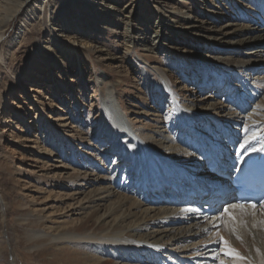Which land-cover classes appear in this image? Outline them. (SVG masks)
I'll return each mask as SVG.
<instances>
[{"label": "rangeland", "instance_id": "obj_1", "mask_svg": "<svg viewBox=\"0 0 264 264\" xmlns=\"http://www.w3.org/2000/svg\"><path fill=\"white\" fill-rule=\"evenodd\" d=\"M261 21L264 0H0V264H122L117 245L126 234L111 240L113 231L104 232L100 223L108 211L121 215L113 205L121 195L134 197L137 179L128 182L129 169H117L122 162L117 147L102 150L112 141L100 135L108 123L102 86L114 83L128 123L152 139H161L159 130L166 135L175 129L177 101L189 111L208 109L209 121L218 117L219 126L206 125L207 120L197 126L196 117L189 116L191 128L181 139L192 140L214 159L217 137L231 154L242 139L226 143L224 132L240 135L262 125L257 118L264 106ZM156 31L160 36L152 39ZM177 58L184 60L183 73ZM31 86L38 91L31 92ZM213 173L207 184L220 181ZM78 176L83 177L79 188ZM95 177L101 181L86 184ZM117 178L115 194L96 206L95 192ZM164 193L156 187L148 197ZM168 202L158 205L183 206ZM137 214L121 221L125 232L139 221ZM181 226L169 224L175 229L153 233L150 242L170 245L178 235L198 232L172 245L177 254L189 256L226 239L222 227L200 232ZM96 235H104L103 242L87 240ZM136 239L132 247L129 243L138 252L126 264H164V256L139 250ZM233 248L245 257L247 247ZM143 254L146 261L137 260Z\"/></svg>", "mask_w": 264, "mask_h": 264}, {"label": "bare ground", "instance_id": "obj_2", "mask_svg": "<svg viewBox=\"0 0 264 264\" xmlns=\"http://www.w3.org/2000/svg\"><path fill=\"white\" fill-rule=\"evenodd\" d=\"M261 23L264 25L262 21ZM263 29L264 28L260 27L257 30L261 31L259 33H263ZM155 33L157 34L152 35V39L156 37L158 38L160 36L158 31ZM259 35L263 36L262 34H258V36ZM260 44L263 45L262 43ZM182 61L184 60H178V63H176V65L180 68L183 67ZM105 72L107 73L106 70ZM181 72L183 73L182 68ZM30 91L37 92L38 89L34 86H31ZM102 92V107L105 116L108 119V123L104 129L105 132H101L100 135L111 137L110 139L112 140L111 145L106 146V148L104 147L102 150L111 152L116 150L115 148L117 147L120 158H122V162L120 165H117V169H129L131 175H127V179L129 180L128 182L134 180L135 176L137 179V190L134 192V197L136 198L120 194L121 196L117 204L113 205L117 210L122 211L121 215L112 216V214H110L108 211L107 213L103 214L101 223L99 222L100 225L103 226L104 232L113 231V235L110 236L111 240H118L117 235H122V233L126 234V236L123 237L125 242L121 241L122 243L117 245V247L120 248L122 252H120L121 255L118 253V258L122 262L124 261L122 264H126L127 261H134L133 251L138 250L137 247L131 248L133 241H135H132L134 238H137L136 240L139 241L137 242L139 250H150L156 257L159 254L164 256V264H221V261H223L224 264H264V205L257 206L255 209H253L251 205L244 206L243 211L239 207L231 208V205L237 203L236 199H234V190L231 185L227 184L226 181L227 176H229L233 171L235 164L242 163L246 157L264 146V122L261 121L264 119V106L260 105L259 109L262 111V113L259 115L257 114V118H259L260 121L258 122L262 124L259 127L256 126L257 129L259 128L258 131L256 129H248L245 132H241L240 135L239 133H236L235 135L232 132V136L229 135V131L224 132L225 136H230V140H228V138L223 135V141L226 143H230L228 141L237 138L240 140L242 139L241 143H239L236 148H232L233 150L231 148L229 149L232 150L231 154L227 153V148L225 149L219 145V142L220 144H222V142L218 141V138L215 137L213 140L217 139L215 142L218 145V149L215 151L217 152V155H215V152L214 155L215 157L218 156L219 158L211 159L207 151H204L198 147L197 144L192 140L185 138L181 139L185 129L188 131V129L191 128L186 119H190L192 116L196 117L195 125H201V123L204 124V121L207 120L206 125L211 124L209 125L211 127L219 126L221 121L218 117L217 119L214 118V120H212L214 123L209 121L210 115L208 109H190L189 111L182 108L178 101L177 105L175 106L173 98L172 103L174 104V109L176 112L174 118L177 121V123L174 125L175 129L172 132L170 131V134L168 133L166 135L165 132L167 130H159L156 132V134L161 139H156V137L152 139V135H148L142 131L137 133V131L133 128L134 126L128 123L124 114V110L120 108L119 97L113 82H109L108 86L103 85ZM180 94L182 95V93ZM180 94L179 96L175 95L174 97L179 100L181 96ZM211 105L210 107H212ZM210 107L209 109H211ZM184 115H186V117ZM58 120H63V118L60 117ZM204 129L206 133L203 131L202 139L204 138L206 140L209 131H206L205 127ZM198 130H189L188 133H190V131L199 133ZM63 133L66 134L65 132ZM209 137L211 138V136ZM245 141H248V143L245 144ZM221 151L222 153L219 154L218 152ZM201 157L203 160H198ZM205 164H207L209 167H204ZM214 166H216V169L214 170L216 172L214 173L218 175L217 177L221 176V178L218 179L220 181L216 184H207V182L211 183L212 178L208 177L209 174L213 173L210 171H212L211 167ZM209 169L210 171H208ZM194 177L196 180H193ZM81 178L83 177L78 176L75 181L76 183L74 182V184L77 185L78 180ZM85 180H90V183H86L90 185H94L95 183L101 181L99 177L92 179L86 178ZM115 183L117 186L118 178L112 183V186H108L106 188L103 187V189L99 190L97 189L98 193L95 192L94 194V196H98V198L96 197L97 199H95L97 201L96 206H103V199L110 196L112 197V194L115 192V190H113ZM77 186V188H79V185ZM156 187L162 189L165 192L164 196H157L156 199L148 197L149 192H151V190L155 189ZM78 192L81 193L80 191ZM194 193H197L196 196H192ZM224 198L227 201L223 205L222 199ZM168 201L172 203L183 202V206L180 208H174L175 206L170 207L167 206V204L158 205L160 203H169ZM199 203L200 205H198ZM226 207L229 208V210L234 214L235 220H232V218L227 214L223 215V220L219 219L224 212V208ZM129 208L132 211H129ZM99 209L100 208H97V210ZM126 210L129 211L127 215L138 213L136 217L139 219V221H135L129 225L130 227H128L125 232L124 224L121 221L127 217L125 213ZM179 211L181 212L178 214L177 212ZM210 215H212V217ZM173 223L175 225L184 224L185 226L181 227L185 228L186 230L200 228V232H207L210 229L222 227L227 235H225V238L230 241L229 243L232 248L236 244H241V246L244 245L247 247L245 250L243 249V255H245L247 258L242 255L240 256L244 257V259L224 255V245L217 240H214V242H211L210 245L199 249L198 251H193V253H191L189 256L177 254V251H175V248H173L172 245L179 244L182 239L187 238L188 234L195 235L198 232H189L185 235H178L175 237V239H173L174 243L170 245H161L157 243L154 244L150 242L152 240L155 241L154 234L168 230H174L175 228H168V225ZM151 225L154 226V228L156 226L162 227V229L149 231L148 227ZM177 228L179 227H176V230ZM146 229L148 231H146ZM140 231H146V235L140 236ZM103 236L104 235H102V237ZM237 236L241 237L242 239H238ZM102 237L97 239L96 235L87 238V240L94 239L96 243H101L103 242ZM144 237H146L147 240L145 239L146 241H143L142 244V242H140L138 239L142 240ZM159 239L157 240L161 241ZM157 240L156 242H158ZM129 241L131 243V247ZM115 244L116 243H114L113 246H115ZM140 244L141 246L139 247ZM151 244L154 245L152 248ZM161 251L168 252L169 255L167 254V256L165 253L162 254ZM138 254L139 253L135 255L138 256ZM171 256H176L178 262L177 260L173 261ZM146 257L147 254H143L136 258L137 260L142 258L143 261H146ZM248 258H250V261L246 260ZM76 259H74V261H77ZM147 260H150V258Z\"/></svg>", "mask_w": 264, "mask_h": 264}, {"label": "snow or ice", "instance_id": "obj_3", "mask_svg": "<svg viewBox=\"0 0 264 264\" xmlns=\"http://www.w3.org/2000/svg\"><path fill=\"white\" fill-rule=\"evenodd\" d=\"M247 143H248V141H245V144H247ZM259 150H260V151H264V146H262ZM230 207H231V208H237V207H239L242 211L244 210V205H243V204H233V205H231ZM251 207H252L253 209H255V208L257 207L256 203L253 202V203L251 204ZM224 214H227L229 217L232 218V220H235V216H234V214L229 210V208H227V207L224 208V212H223V214L221 215V217H220L219 219L223 220V215H224ZM237 238H238V239H242V238L239 237V236H237ZM220 242L224 245V249H225V251H224V255H227V256H234V257H237V258H239V259H244V257L240 256L239 252H238L236 249H234V248L231 247L229 241L226 240V239H224L222 236L220 237ZM221 264H224V262L221 261Z\"/></svg>", "mask_w": 264, "mask_h": 264}]
</instances>
